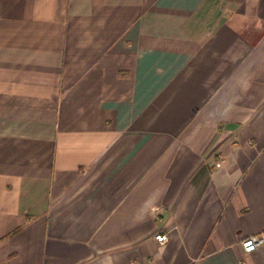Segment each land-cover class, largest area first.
<instances>
[{
	"label": "crops",
	"instance_id": "0c3cea01",
	"mask_svg": "<svg viewBox=\"0 0 264 264\" xmlns=\"http://www.w3.org/2000/svg\"><path fill=\"white\" fill-rule=\"evenodd\" d=\"M263 231L264 0H0V264H264Z\"/></svg>",
	"mask_w": 264,
	"mask_h": 264
},
{
	"label": "built area",
	"instance_id": "2783aa9c",
	"mask_svg": "<svg viewBox=\"0 0 264 264\" xmlns=\"http://www.w3.org/2000/svg\"><path fill=\"white\" fill-rule=\"evenodd\" d=\"M221 165L222 163L219 162L217 164V167L219 168L221 167ZM155 239L160 245H165L169 241L168 235L163 233L156 235ZM242 245L246 254L255 253L257 250L261 248L264 249V231L250 238L245 239Z\"/></svg>",
	"mask_w": 264,
	"mask_h": 264
}]
</instances>
